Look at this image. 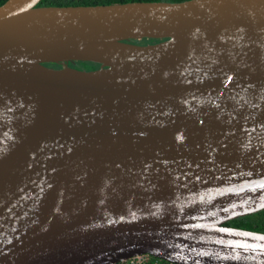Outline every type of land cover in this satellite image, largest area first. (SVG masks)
<instances>
[{
    "label": "water",
    "instance_id": "1",
    "mask_svg": "<svg viewBox=\"0 0 264 264\" xmlns=\"http://www.w3.org/2000/svg\"><path fill=\"white\" fill-rule=\"evenodd\" d=\"M37 1L0 3V264H264L223 224L264 208V0Z\"/></svg>",
    "mask_w": 264,
    "mask_h": 264
},
{
    "label": "trees",
    "instance_id": "2",
    "mask_svg": "<svg viewBox=\"0 0 264 264\" xmlns=\"http://www.w3.org/2000/svg\"><path fill=\"white\" fill-rule=\"evenodd\" d=\"M4 0H0L2 3ZM123 1H131V0H38L37 5H86V4H97V3H113V2H123ZM166 1H180V0H166ZM161 38L154 37H142L138 40V42H153L158 41ZM83 64L86 67H95L98 63L87 61V60H74L69 64L76 66L77 64ZM46 65H57L58 63L54 62H44ZM223 224L232 225L236 227H243L247 229H252L256 231H264V208L259 209L255 212H251L245 215H239L230 219H227L223 222Z\"/></svg>",
    "mask_w": 264,
    "mask_h": 264
},
{
    "label": "built area",
    "instance_id": "3",
    "mask_svg": "<svg viewBox=\"0 0 264 264\" xmlns=\"http://www.w3.org/2000/svg\"><path fill=\"white\" fill-rule=\"evenodd\" d=\"M110 264H179L170 260L154 256L148 252H139L131 254L125 258L117 260Z\"/></svg>",
    "mask_w": 264,
    "mask_h": 264
},
{
    "label": "rangeland",
    "instance_id": "4",
    "mask_svg": "<svg viewBox=\"0 0 264 264\" xmlns=\"http://www.w3.org/2000/svg\"><path fill=\"white\" fill-rule=\"evenodd\" d=\"M76 67L77 68H81V69H89V68H92L91 66L90 67H86V66H84L83 64H80V63L77 64Z\"/></svg>",
    "mask_w": 264,
    "mask_h": 264
},
{
    "label": "flooded vegetation",
    "instance_id": "5",
    "mask_svg": "<svg viewBox=\"0 0 264 264\" xmlns=\"http://www.w3.org/2000/svg\"><path fill=\"white\" fill-rule=\"evenodd\" d=\"M135 42H138V41H135ZM51 66V65H50ZM52 66H54V67H59V66H62V63L61 62H58V64L57 65H52Z\"/></svg>",
    "mask_w": 264,
    "mask_h": 264
}]
</instances>
